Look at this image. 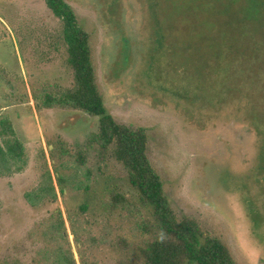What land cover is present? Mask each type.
<instances>
[{
  "label": "rangeland",
  "instance_id": "rangeland-1",
  "mask_svg": "<svg viewBox=\"0 0 264 264\" xmlns=\"http://www.w3.org/2000/svg\"><path fill=\"white\" fill-rule=\"evenodd\" d=\"M66 2L89 33L108 111L147 130L177 215L222 238L237 264H264V0ZM74 86L64 22L47 0H0V143L9 119L25 146L0 176V264H71V254L76 264H120L117 237L145 238L137 214L109 226L100 207L80 212L86 193L76 187L89 180L101 181L102 197L104 178L133 190L111 156L101 179L97 149L78 167L100 119L58 104ZM48 173L57 199L33 207L26 194Z\"/></svg>",
  "mask_w": 264,
  "mask_h": 264
},
{
  "label": "trees",
  "instance_id": "trees-1",
  "mask_svg": "<svg viewBox=\"0 0 264 264\" xmlns=\"http://www.w3.org/2000/svg\"><path fill=\"white\" fill-rule=\"evenodd\" d=\"M47 3L64 22L69 61L75 72L74 88L67 90L64 101L59 100L58 104L81 109L100 119L99 131L78 151L76 163L79 168L83 167L86 164L84 155L91 149H97L101 179L104 176L102 164L107 166L111 156L125 168L127 182L133 190L128 194L122 187L110 182L112 180L104 178L107 183L102 197L97 194L100 191L102 193L101 181L89 180L76 187L86 193L85 200L79 206L80 212L86 215L93 208L100 207L103 217L110 218L107 223L109 226L114 218L127 217V213L139 215V229L145 237L143 241L131 243L118 236L113 242L115 247L125 252L120 264H237L222 238L206 231L197 218L179 217L174 211L166 194L163 178L149 157L147 130L118 122L106 107L97 84L89 33L81 27L75 11L66 0H47ZM51 100L53 99H49L50 103ZM2 128V136H7L8 139L4 141L5 147L0 143V176L5 171L13 172V167L18 166L25 153V146L17 137L9 119L2 121ZM58 174V182L65 194L66 188L62 185L59 169ZM48 177L40 189L26 194L28 203L33 207L49 198L56 201L57 193L51 173H48ZM59 214L62 216L61 211ZM60 220L59 225L64 227L62 217ZM59 225L53 223L56 231L60 230ZM79 242L82 246L85 244V241ZM64 259L62 257L61 264H65ZM67 260L76 264L72 254ZM83 264L96 263L83 260Z\"/></svg>",
  "mask_w": 264,
  "mask_h": 264
}]
</instances>
